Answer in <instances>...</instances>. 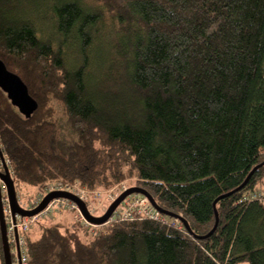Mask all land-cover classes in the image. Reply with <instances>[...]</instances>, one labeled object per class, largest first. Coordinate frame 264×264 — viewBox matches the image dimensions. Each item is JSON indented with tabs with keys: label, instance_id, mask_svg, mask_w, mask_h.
<instances>
[{
	"label": "trees",
	"instance_id": "trees-1",
	"mask_svg": "<svg viewBox=\"0 0 264 264\" xmlns=\"http://www.w3.org/2000/svg\"><path fill=\"white\" fill-rule=\"evenodd\" d=\"M22 1L0 0V58L39 103L26 118L0 88L17 189L93 190L137 173L163 209L209 233L215 200L264 162V0H53L49 34L18 14ZM263 186L264 165L218 200L203 239L165 214L89 241L81 222H57L26 236L27 264H264V205L240 202Z\"/></svg>",
	"mask_w": 264,
	"mask_h": 264
},
{
	"label": "water",
	"instance_id": "water-1",
	"mask_svg": "<svg viewBox=\"0 0 264 264\" xmlns=\"http://www.w3.org/2000/svg\"><path fill=\"white\" fill-rule=\"evenodd\" d=\"M0 88L8 95V98L12 102V104L18 108V110L26 117L30 118L33 113L38 109L39 103L38 101L30 94L29 88L25 81L22 79L20 75L15 73L14 71L10 70L3 59L0 58ZM0 156L4 164L5 173L3 174V178L5 180L6 185V191L10 200V206L13 213V216L15 217L16 214H20L21 216H34L43 211L48 204L56 199V198H67L72 201H74L84 218L94 224H102L109 220V218L112 216L114 211L118 208V206L123 202V200L131 195V194H142L145 197L148 198L150 203L161 213L177 218L179 219L187 228V230L192 233L196 238L203 239L206 237H209L217 228L219 224V213L216 209V203L218 200H220L223 197L229 196L230 194L239 191L243 189L250 181V178L254 174V172L261 166L264 165V162L261 164L255 166L253 170L249 173L245 181L237 187L235 190L224 194L217 198L214 202L215 205V212H216V222L212 230L207 233L206 235H198L195 234L192 230L189 222L182 217L181 215H178L176 213L167 211L163 209L154 199V197L151 195V193L141 187V186H132L128 188L126 191H124L122 194H120L116 200L110 205L109 209L101 216L93 215L88 209L85 201L81 199L78 195L68 192V191H52L49 192L43 200L40 202V204L35 207L34 209H26L23 206L20 205L18 197H17V189H16V182L15 179L11 173L10 166L7 162V159L1 149L0 146ZM0 230H1V236H2V243L4 248V254H5V263L6 264H13L12 259V253H11V246L7 234V225H6V219L4 214V204H3V195L1 193L0 189Z\"/></svg>",
	"mask_w": 264,
	"mask_h": 264
},
{
	"label": "rangeland",
	"instance_id": "rangeland-1",
	"mask_svg": "<svg viewBox=\"0 0 264 264\" xmlns=\"http://www.w3.org/2000/svg\"><path fill=\"white\" fill-rule=\"evenodd\" d=\"M52 1L53 0H25V1H22L18 7V14L21 16L33 18L39 31L49 34L51 33V30H52L51 17H52L53 11L51 7H48V5L51 4ZM85 1L89 3L93 2L92 0H85ZM103 37L104 35H100V38L103 39ZM93 53L94 55L97 56L99 53V50L94 49ZM55 105L58 108L59 116L63 118L61 119V130H60L59 136L63 138L68 137L67 128H66V119H65V116L62 110V106L57 102L55 103ZM0 163H1V160H0ZM0 166H2V163L0 164ZM124 184L129 186L128 188L132 186H138L137 173H134L129 177L123 178L119 182H116L110 186H105V187H101V188L93 189V190L88 189L91 191V193L95 192L94 194L95 197L89 198L90 201L88 202L89 204L93 205V207L91 210H89L88 207L87 209L93 215H96V216L103 215L109 209L110 205L114 202L113 197L114 196L118 197L120 194L124 192V191H120V189H122V186ZM46 189H47V185H45L44 187L40 189L34 188L32 186L21 185L19 189H17L18 190L17 194H19L20 200L22 201L23 205H25L28 209H34L40 204L43 198L48 194V193L45 194ZM36 202L38 203L35 204ZM43 211L40 212L41 214L38 213L41 216L35 219V222L33 223L32 227L25 233V239L27 235H30L33 238L38 237L41 233L42 227L45 225H51L57 222H61L65 228V227L70 226L73 222L79 221L84 226V232L82 234V237L85 241H89L90 239H92V235L95 234L94 232L105 233L108 226H110L111 224V222H107V221L102 224H94L89 221L87 222L85 218H82L81 216L82 213L80 214L77 209H72L68 206L65 207V209H61V210H56L55 208L53 210L42 213Z\"/></svg>",
	"mask_w": 264,
	"mask_h": 264
},
{
	"label": "built area",
	"instance_id": "built-area-1",
	"mask_svg": "<svg viewBox=\"0 0 264 264\" xmlns=\"http://www.w3.org/2000/svg\"><path fill=\"white\" fill-rule=\"evenodd\" d=\"M0 160H1L2 165H4L1 159V156H0ZM7 162L9 164L8 160ZM128 187L129 186L124 184L122 186V189H120V191H126ZM58 190L68 191V192L78 195L81 199L85 201L88 209L89 210L92 209L93 205L89 204L88 201H90L89 198L95 197L94 195L95 192L91 193L90 190L81 186V184L78 181L74 183H66L62 181L49 182L47 184V189H46L45 194L52 192V191H58ZM17 197H18L20 205L28 209L25 205H23L22 201L20 200L19 194H17ZM116 198L117 197L114 196L113 200L115 201ZM247 200H256L259 203L264 205V186L255 188V189H249L245 191L240 199V202H244ZM37 203L38 202H36L35 204ZM3 204H4V214H5V219H6V225H7V234H8L9 242L14 249L13 264H27L28 257H27V249H26V244H25V241H26L25 233L32 227L33 223L35 222V219L41 216L40 215L41 213L34 215V216H21L20 214H16L14 217L12 210H11L10 200H9L7 192L4 193ZM67 206L72 209H77L79 213L81 214L77 204L74 201L67 199V198H58V199L52 200L42 213L53 210L55 208L56 210L65 209V207ZM136 215L144 216V217L155 219V220H162L165 222H167L168 220V218H166V216L163 213L158 211L150 203L147 197H145L142 194H131L123 200V202L118 206V208L114 211V213L112 214V216L109 218L107 222H113L119 219H125V218L136 216ZM81 216L82 218H84L82 214Z\"/></svg>",
	"mask_w": 264,
	"mask_h": 264
},
{
	"label": "flooded vegetation",
	"instance_id": "flooded-vegetation-1",
	"mask_svg": "<svg viewBox=\"0 0 264 264\" xmlns=\"http://www.w3.org/2000/svg\"><path fill=\"white\" fill-rule=\"evenodd\" d=\"M5 173V168H4V165L0 166V189H1V193L2 195L4 196V193L7 192L6 191V185H5V180L3 178V174ZM17 185H16V189H17ZM11 246V253H12V259L14 258V249L12 247V245L10 244Z\"/></svg>",
	"mask_w": 264,
	"mask_h": 264
}]
</instances>
